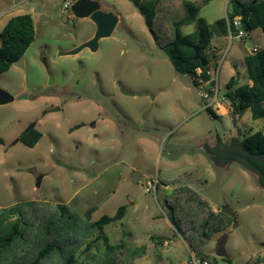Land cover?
<instances>
[{
	"label": "rangeland",
	"instance_id": "374dc122",
	"mask_svg": "<svg viewBox=\"0 0 264 264\" xmlns=\"http://www.w3.org/2000/svg\"><path fill=\"white\" fill-rule=\"evenodd\" d=\"M91 1L118 17L112 35L96 52L60 55L93 36L89 19L63 12V0H0V33L10 17L24 13L35 29L22 58L0 75V89L14 97L0 106V209L44 201L81 216L93 209L94 222L124 206V217L103 230L112 253L92 236L77 248L75 264H180L191 251L163 202L173 189L189 186L215 210L227 207L235 215L224 232L228 262L216 254L220 236L207 245L205 264H264V189L257 174L237 162L215 164L206 150L217 146V136L225 145L264 130V120H253L249 110L234 120L224 96L231 77L251 84L244 57L264 48L263 33L256 29L229 45L214 117L191 78L177 74L155 46L128 0ZM186 1L207 24L230 10L229 0ZM193 30L186 25L181 34ZM212 45L224 54L228 42ZM33 123L41 137L29 148L18 139Z\"/></svg>",
	"mask_w": 264,
	"mask_h": 264
},
{
	"label": "trees",
	"instance_id": "16d2710c",
	"mask_svg": "<svg viewBox=\"0 0 264 264\" xmlns=\"http://www.w3.org/2000/svg\"><path fill=\"white\" fill-rule=\"evenodd\" d=\"M128 1L142 16L155 46L182 76L191 77L200 68L203 78H208L206 65L216 58L209 52L210 45L216 37L227 36V22L232 25L239 19L244 31L252 33L260 29L264 36V0H229L230 10L213 24L199 19V8L186 0ZM190 24L194 25V30L182 35L181 27ZM34 35L31 14L9 18L0 33V75L22 58L34 41ZM196 45L199 57L194 60ZM244 64L251 84L238 85L237 79L231 77L224 96L229 101L232 116L241 118L244 111L249 110L253 120H264V48L245 56ZM205 110L215 117L210 108ZM40 137L41 133L32 129L22 133L19 141L32 148ZM216 139V147L206 148L212 162H237L243 169L257 174L264 189V130L242 139L233 138L225 145L220 137ZM222 152L230 154L224 156ZM174 183L177 182H162L163 186ZM163 205L172 228L202 261L206 259L205 250L212 237L228 232L234 223L223 208L215 210L203 195L189 186L173 189V193L164 198ZM92 211L87 210L81 216L67 205L44 201H26L0 209V264H75L77 248L92 236L111 254L115 246L110 245L103 230L124 217L125 207L118 208L113 216H102L94 222L90 220ZM221 260L228 262L226 258Z\"/></svg>",
	"mask_w": 264,
	"mask_h": 264
},
{
	"label": "water",
	"instance_id": "95a60500",
	"mask_svg": "<svg viewBox=\"0 0 264 264\" xmlns=\"http://www.w3.org/2000/svg\"><path fill=\"white\" fill-rule=\"evenodd\" d=\"M69 14L75 19H89L95 26V32L91 39L82 43L78 47L74 48L71 51L60 53V55H75L82 51L83 49H88L91 52H96L98 49V42L101 39L108 38L112 35L117 23L118 17L110 12H104L100 8L99 4L96 1L91 0H77L69 10ZM63 20L67 21V16L63 15ZM256 52V50L254 51ZM199 57V47L196 45L194 47V60H197ZM128 94V93H127ZM146 95L145 93L137 94L136 96ZM25 97H18L22 99ZM14 101L12 97L7 92L0 89V106L9 104ZM233 119L236 120V116H233ZM35 123L30 125L27 131L34 129ZM235 126V124H234ZM39 186V185H37ZM223 211L229 215L232 219H235L234 213L227 207L223 208ZM227 233L221 235L220 239L216 244V254L219 258H223L225 255V244L227 240Z\"/></svg>",
	"mask_w": 264,
	"mask_h": 264
},
{
	"label": "built area",
	"instance_id": "2783aa9c",
	"mask_svg": "<svg viewBox=\"0 0 264 264\" xmlns=\"http://www.w3.org/2000/svg\"><path fill=\"white\" fill-rule=\"evenodd\" d=\"M75 3L74 0H63L62 11L69 12L72 5ZM20 4L13 5L10 10L19 9ZM32 12V10H31ZM228 33L227 36L224 37L228 42V47L223 54L222 51H217L212 43L210 45V54L216 56L215 59L211 60L206 65V71L208 78L204 79L202 76V70L200 68L196 69L195 74L192 75L191 81L196 83V88L198 89L199 96L206 101L205 109L210 108L211 110H217L218 97H220V87H219V77L220 70L223 63L224 58L227 55L229 45L234 40H242L246 39V37L251 34L244 31L241 27V23L239 19H235L232 22V25L227 22ZM156 185V183L154 184ZM183 264H205V261L200 260L194 252L189 253V260Z\"/></svg>",
	"mask_w": 264,
	"mask_h": 264
},
{
	"label": "crops",
	"instance_id": "0c3cea01",
	"mask_svg": "<svg viewBox=\"0 0 264 264\" xmlns=\"http://www.w3.org/2000/svg\"><path fill=\"white\" fill-rule=\"evenodd\" d=\"M93 35V34H92ZM92 38V37H91ZM91 38H88L86 41H88L89 39H91ZM213 42H215V43H217V44H223V42H225V38L223 37H216L214 40H213ZM212 42V43H213ZM255 50H258V49H254L253 51H255ZM175 231V230H174ZM221 235L220 234H217V235H215L214 236V238H216V237H220ZM185 242V241H184ZM186 243V242H185ZM186 246H187V248H188V252L190 251V249H189V247H188V244L186 243ZM183 263H185V262H182V263H180V264H183Z\"/></svg>",
	"mask_w": 264,
	"mask_h": 264
},
{
	"label": "flooded vegetation",
	"instance_id": "af4514ba",
	"mask_svg": "<svg viewBox=\"0 0 264 264\" xmlns=\"http://www.w3.org/2000/svg\"><path fill=\"white\" fill-rule=\"evenodd\" d=\"M25 131H26V130H25ZM25 131H24V132H25ZM24 132H23V133H24ZM19 137H20V136H19ZM18 140H19V139H18Z\"/></svg>",
	"mask_w": 264,
	"mask_h": 264
}]
</instances>
